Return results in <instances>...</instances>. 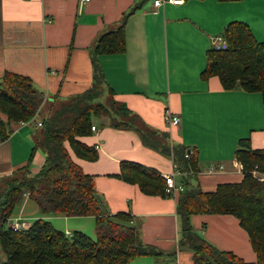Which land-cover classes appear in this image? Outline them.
<instances>
[{
	"label": "crops",
	"instance_id": "0c3cea01",
	"mask_svg": "<svg viewBox=\"0 0 264 264\" xmlns=\"http://www.w3.org/2000/svg\"><path fill=\"white\" fill-rule=\"evenodd\" d=\"M134 5L139 7L126 20L125 52L99 55L114 97L151 127L168 132L172 144L198 150L200 170L195 178L204 191H214L219 183L241 181L243 168L236 157L239 139L249 137L253 148L264 147L262 95L241 86L225 89L218 76L204 80L201 71L213 39L223 35L231 21L247 22L264 41V0L165 1L159 6L154 0L85 4L80 0H0V78L8 70L26 74L46 97L65 98L85 91L94 81L88 47L101 33L116 27ZM168 112L180 116L178 125L168 121ZM40 113L32 121L14 124L10 136L0 140V180L27 163ZM103 117L94 118L97 129L79 137L97 147L98 158L86 160L72 151L71 155L94 175L106 209L132 213L143 242L161 252L160 256H137L130 264H196L193 252L179 243L178 195H149L138 184L117 176L123 160L155 167L165 175L176 168L173 159L145 145L136 131L115 128ZM44 159L37 151L34 171ZM211 167L215 170L209 171ZM25 197L24 205L34 203L28 216L46 218L66 232L82 226L73 219L84 216L42 214L37 203ZM192 224L218 248L248 262L257 260L248 232L235 215L194 214Z\"/></svg>",
	"mask_w": 264,
	"mask_h": 264
},
{
	"label": "trees",
	"instance_id": "16d2710c",
	"mask_svg": "<svg viewBox=\"0 0 264 264\" xmlns=\"http://www.w3.org/2000/svg\"><path fill=\"white\" fill-rule=\"evenodd\" d=\"M126 12L113 29L104 31L88 47L94 68V81L85 91L58 98L46 97L26 74L6 71L0 78V140H6L13 125L32 120L44 104L49 107L35 128V144L26 164L2 178L0 187V264H130L141 255L160 256L154 246L144 243L135 216L128 211L110 213L97 192L95 177L83 170L71 151L86 160H96L99 152L79 137L92 133L94 118L106 115L115 128L132 129L142 142L171 157L184 174L176 208L181 220L180 246L193 252L196 264H264V180L255 171H264V147L253 148L249 137L239 139L236 157L243 168L239 182L219 183L214 191H204L196 180L200 170L198 150L182 143H171L168 132L148 125L124 102L114 97L105 80L99 55L126 50ZM227 46L206 51L201 77L218 76L225 89L241 86L260 92L264 102V41L241 20L229 22L223 35ZM107 92V93H106ZM108 95V102L102 97ZM61 100L58 104L57 101ZM42 114V112H41ZM37 151L44 156L33 170ZM118 177L136 183L149 195L168 196L165 176L155 167L123 160ZM25 193L42 214L94 216L96 237L81 230L66 232L50 220L38 217L28 228L15 230L8 224ZM194 214H233L248 232L257 260L248 262L230 250L218 248L192 224Z\"/></svg>",
	"mask_w": 264,
	"mask_h": 264
},
{
	"label": "built area",
	"instance_id": "2783aa9c",
	"mask_svg": "<svg viewBox=\"0 0 264 264\" xmlns=\"http://www.w3.org/2000/svg\"><path fill=\"white\" fill-rule=\"evenodd\" d=\"M89 1H91V0H80V4H85ZM165 1H170V2H174V3L183 2V0H154V3L156 6H159V5L163 4ZM213 46L216 48H224L227 46V41L222 35L216 36L213 39ZM167 116H168V121L171 124H177L178 125L181 121V118L178 114L168 112ZM29 121H32V120H29ZM22 123H24V122H22ZM37 124L41 125V121H38ZM95 129H97L96 126L92 125V130H95ZM214 170H215L214 167L209 168V171H214ZM254 173L260 180H264V171H255ZM182 174L183 173L176 167L173 172L164 175L166 178V189H165V191L168 194L176 196L179 194V192L181 190H183L184 184L181 180L178 179V178H180V176H182ZM31 223L32 222H30L26 219H23L21 217H17L14 219V222L10 223V225L15 230H17V229L28 228L31 225Z\"/></svg>",
	"mask_w": 264,
	"mask_h": 264
},
{
	"label": "rangeland",
	"instance_id": "374dc122",
	"mask_svg": "<svg viewBox=\"0 0 264 264\" xmlns=\"http://www.w3.org/2000/svg\"><path fill=\"white\" fill-rule=\"evenodd\" d=\"M108 98H109L108 95H104L102 97V101L108 102ZM60 101L61 100H58L57 101V104ZM47 107H49L48 104H46L44 106L43 110L41 111L42 114L40 113L41 116L39 118L42 119V117L44 115H46L47 112H49ZM102 116H104L103 117V120H107V117L105 115H102ZM41 119H39V120H41ZM2 185H3V182L0 181V187H3ZM25 196H29V194L28 193H25ZM25 196H24L22 202L16 207V209H15L12 217L10 218V221L8 222L9 225H10L11 222H14V219L17 218V217H21V218L26 219V220H28L30 222H33L34 221L35 216H28V214L32 210L31 206H33L34 203L33 202H29V203H27V204L24 205L23 202H24V200L26 198ZM22 207H23V210L21 211ZM79 218L80 219H73V220L75 222H81L82 223V226L81 227H78V229L77 228H75V229L84 231L85 233H87L92 238H95L96 237V222H95V218L93 216L92 217H90V216H84V217H79ZM0 257H2V258L4 257L3 252H2V249H1V246H0Z\"/></svg>",
	"mask_w": 264,
	"mask_h": 264
},
{
	"label": "water",
	"instance_id": "95a60500",
	"mask_svg": "<svg viewBox=\"0 0 264 264\" xmlns=\"http://www.w3.org/2000/svg\"><path fill=\"white\" fill-rule=\"evenodd\" d=\"M5 264H9L8 261H5Z\"/></svg>",
	"mask_w": 264,
	"mask_h": 264
}]
</instances>
